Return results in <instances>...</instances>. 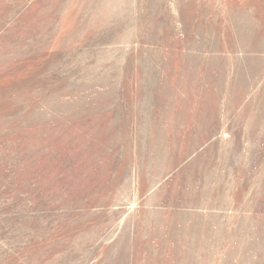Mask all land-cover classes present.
<instances>
[{"label":"rangeland","instance_id":"rangeland-1","mask_svg":"<svg viewBox=\"0 0 264 264\" xmlns=\"http://www.w3.org/2000/svg\"><path fill=\"white\" fill-rule=\"evenodd\" d=\"M0 264H264V0H0Z\"/></svg>","mask_w":264,"mask_h":264}]
</instances>
